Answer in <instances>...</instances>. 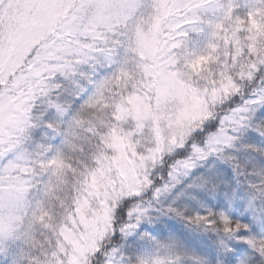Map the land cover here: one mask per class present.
<instances>
[{
	"label": "snow or ice",
	"instance_id": "1",
	"mask_svg": "<svg viewBox=\"0 0 264 264\" xmlns=\"http://www.w3.org/2000/svg\"><path fill=\"white\" fill-rule=\"evenodd\" d=\"M0 264H264V0H0Z\"/></svg>",
	"mask_w": 264,
	"mask_h": 264
}]
</instances>
